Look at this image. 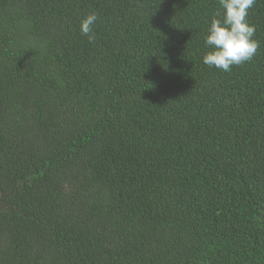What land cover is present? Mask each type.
I'll return each instance as SVG.
<instances>
[{"label":"trees","instance_id":"1","mask_svg":"<svg viewBox=\"0 0 264 264\" xmlns=\"http://www.w3.org/2000/svg\"><path fill=\"white\" fill-rule=\"evenodd\" d=\"M217 10L0 0V264H264V0L230 72Z\"/></svg>","mask_w":264,"mask_h":264},{"label":"clouds","instance_id":"2","mask_svg":"<svg viewBox=\"0 0 264 264\" xmlns=\"http://www.w3.org/2000/svg\"><path fill=\"white\" fill-rule=\"evenodd\" d=\"M255 3L256 0H218L219 10L213 14L203 37L208 49L202 56L205 65L230 72L232 66L253 60L260 45L254 39L256 28L248 22V15ZM97 20L98 14L94 11L81 19L80 32L89 43L96 41Z\"/></svg>","mask_w":264,"mask_h":264}]
</instances>
